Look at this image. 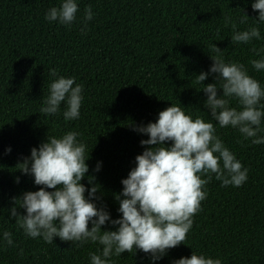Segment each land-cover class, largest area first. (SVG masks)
<instances>
[{"label": "trees", "instance_id": "1", "mask_svg": "<svg viewBox=\"0 0 264 264\" xmlns=\"http://www.w3.org/2000/svg\"><path fill=\"white\" fill-rule=\"evenodd\" d=\"M61 2L0 0V264H91L89 253L99 254L102 248L58 237L53 243L27 237L10 216L14 202L20 205L14 198L41 187L16 165L47 135L79 133L78 141L90 150L85 161L89 172L81 183L90 187L88 176H93L100 186L97 206L117 219L121 213L113 194L121 192L122 178L144 150L140 141L148 138L133 126L155 122L159 111L171 103H180L193 118L211 120L204 107L207 96L194 77L208 72L210 55L244 64L264 87V70H255L250 63L261 58L252 48L264 49V23L258 25L261 38L248 44H233L231 26H224L225 16L240 31L257 26L254 0H77L79 11L71 26L45 19L47 11ZM87 6L93 18L85 22ZM242 10L250 17L245 24L239 23ZM212 44L221 53L211 52ZM52 68L83 86L78 119H64V103L55 115L40 112L55 79ZM215 76L209 74L203 83H214ZM231 106H237L235 100ZM213 123L224 145L247 168L246 182L222 187L213 175L184 244L155 261L139 250L124 252L111 258L113 264H173L192 251L219 258L222 264H264V143L252 144L236 128ZM98 162L100 170L95 171ZM17 211L24 214L22 208ZM115 227L106 223L102 230ZM4 231L12 233V246L4 241Z\"/></svg>", "mask_w": 264, "mask_h": 264}, {"label": "clouds", "instance_id": "2", "mask_svg": "<svg viewBox=\"0 0 264 264\" xmlns=\"http://www.w3.org/2000/svg\"><path fill=\"white\" fill-rule=\"evenodd\" d=\"M251 7L258 13L253 18L257 26L240 31L230 16L224 17V26H231L233 44H248L261 38L258 25L264 23V0H254ZM78 11L77 0H62L59 7L47 11L45 19L71 26ZM242 13L239 23L245 24L250 17L243 10ZM92 18L91 6H87L83 20ZM210 50L221 53L216 44ZM252 52L261 56L250 61L252 67L264 70V55H261L264 49L253 46ZM210 58L208 72L202 71L194 77L199 90L207 96L204 107L209 110L211 120L206 121L200 115L193 118L180 103H171L159 111L155 122L133 126L134 131L148 138L140 141L144 150L135 156V167L122 178L121 192L113 194L119 203V218L112 219L105 207L97 206L100 186L94 183L93 176H88L90 187L81 183L89 172L85 161L90 150L78 141V132L69 130L59 137L47 135L44 142L31 149L29 157L17 163L21 173L31 174L34 183L41 186L14 198L20 205L16 207L14 202L10 216L15 218L18 228L27 237H42L47 243H53L54 237L78 242V246L98 243L102 248L99 254L89 253L91 264H113V256L121 257L124 252L134 254L136 250L150 254L155 261L167 250L184 244L193 217L201 211V202L207 198L205 186L213 175L222 187H240L248 178L247 168L216 134L213 121L220 128H236L252 144L264 143V136L259 135L264 131L261 128L264 87L248 73L244 64L225 62L222 55H210ZM49 72L55 79L49 84V94L40 112L55 115L64 103V119H78L83 86L76 84L74 77L58 75L55 68ZM212 73L216 74L215 82L204 84ZM218 89L222 94L218 95ZM233 100L236 107L231 106ZM99 170L98 162L95 171ZM17 208L24 209V214ZM106 223L116 226L115 230H102ZM3 238L8 246L13 245L11 232L4 231ZM173 264H222V261L192 251L189 257H180Z\"/></svg>", "mask_w": 264, "mask_h": 264}]
</instances>
